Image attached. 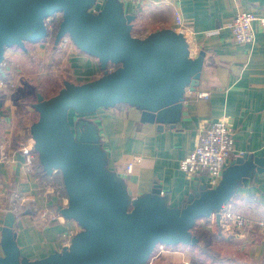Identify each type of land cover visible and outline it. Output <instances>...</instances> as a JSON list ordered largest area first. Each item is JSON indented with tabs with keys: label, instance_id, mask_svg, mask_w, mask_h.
Wrapping results in <instances>:
<instances>
[{
	"label": "water",
	"instance_id": "1",
	"mask_svg": "<svg viewBox=\"0 0 264 264\" xmlns=\"http://www.w3.org/2000/svg\"><path fill=\"white\" fill-rule=\"evenodd\" d=\"M0 0V65L7 47L48 35L47 18L60 13L54 44L69 36L81 51L96 57L103 74L75 83L68 79L53 95L36 94L38 115L30 127L33 148L47 174L61 173L67 196L61 216L81 228L69 245L44 258L21 256L16 215L6 210L0 230V264H147L158 245H195L192 233L201 217L221 221V210L237 187L264 171V156L233 158L215 187L195 180L179 207L169 206L161 185L133 197L124 179L107 168L97 125L84 117L101 107L125 103L140 111V122L176 127L187 89L199 84L204 54L191 55L182 31L162 28L133 35L135 13L122 0ZM108 63L116 68L107 71ZM79 115L73 126L69 113Z\"/></svg>",
	"mask_w": 264,
	"mask_h": 264
},
{
	"label": "crops",
	"instance_id": "2",
	"mask_svg": "<svg viewBox=\"0 0 264 264\" xmlns=\"http://www.w3.org/2000/svg\"><path fill=\"white\" fill-rule=\"evenodd\" d=\"M124 8L135 13V36L167 27L184 33L191 55L204 54L199 84L193 91L186 90L181 120L173 128L165 124L158 129L156 123L140 122V111L125 103L98 108L85 118L98 127L107 168L124 179L133 197L149 192L158 183L169 206L179 207L199 179L187 176L179 162L193 150L199 133L209 123L228 119L235 151L264 156V31L255 20L254 41L238 43L228 27L241 11L263 16L264 0L126 1ZM43 41L34 44L41 43V50L46 45ZM60 43L67 51L68 80L81 83L103 74L96 57L70 40ZM13 48L7 47L5 54L17 53ZM18 86L0 109V230L11 193L19 192L29 212L16 217V242L21 256L35 260L61 251L67 246L68 234L81 228L74 220L58 215V205L67 204L66 192L52 184L53 177L41 173L37 152L34 150L35 158L26 164V156L18 150V142L31 137L30 127L38 115L31 105L19 112L22 97ZM128 162L133 164L130 172L126 171ZM226 207L247 219V224L238 229L222 220L216 223L214 216L212 221L202 220L208 228L215 223L220 233L213 244L220 260L207 259L199 250L177 244L159 253L155 264H264V171L255 172L239 185ZM150 259L147 264H154Z\"/></svg>",
	"mask_w": 264,
	"mask_h": 264
},
{
	"label": "built area",
	"instance_id": "3",
	"mask_svg": "<svg viewBox=\"0 0 264 264\" xmlns=\"http://www.w3.org/2000/svg\"><path fill=\"white\" fill-rule=\"evenodd\" d=\"M122 1L126 3V0ZM131 1L135 4H141L144 0ZM103 2L104 0H97L93 9H100L102 5L99 8L97 6L99 3L103 4ZM57 15V18H61L60 13H57ZM51 17H53V15L47 18L48 35L45 39L49 38V36H53L54 23L50 21ZM255 20L258 22L260 29L264 31V15L255 17L249 11L239 12L228 24L233 39L238 43H249L254 41L255 30L252 23ZM0 67H4V70L10 73L12 64L8 55L5 54V58ZM115 68L116 65L113 63H108L106 67L107 71H112ZM16 79L18 78L14 75L10 78H0V92L13 93L17 88V83H15ZM201 96L205 97L206 94H202ZM33 144L34 141L32 137L26 138V140L21 139L18 142V150L26 156V164L31 163L35 158ZM243 154L242 151H235L230 121L226 118H220L209 123L201 130L193 150L179 162V168L185 172L187 176L198 177V180L203 178V181L201 180L203 183L215 187L222 177L224 168L229 164L231 159L233 157L242 156ZM132 168V162H128L126 171L130 172ZM10 202L8 210L13 211L16 217L24 211L29 212V206L27 205L24 207L23 196L19 192L14 191L11 193ZM226 206L227 205L221 210V220L235 228H243L247 224V219L233 213L230 209H227ZM58 215L62 217L60 213H58ZM73 236L74 232L68 234L66 239L67 245H69L70 238Z\"/></svg>",
	"mask_w": 264,
	"mask_h": 264
},
{
	"label": "rangeland",
	"instance_id": "4",
	"mask_svg": "<svg viewBox=\"0 0 264 264\" xmlns=\"http://www.w3.org/2000/svg\"><path fill=\"white\" fill-rule=\"evenodd\" d=\"M101 5L102 4L99 3L97 7L99 8ZM65 39L71 41L68 35L65 36ZM37 42L40 41L27 42L26 45L28 48L26 52H22V48L19 46H12L17 53L8 56L12 64L10 73L18 78L15 83H18V87L21 86L19 89L21 93L24 92L26 88H37L43 90L45 96L49 97L55 94L61 88L63 81L68 79V76L71 75L67 70L69 63L67 60V51L60 48L61 43L58 44L59 46L54 47V37L51 36L43 41L46 45H44L43 49L41 47V50L39 47L41 43L34 44ZM63 78L65 79L63 80ZM77 117H79V115L71 110L69 113V121L72 126ZM84 117L87 116L84 115ZM212 217L213 216H211V218ZM198 223L202 224V219L198 220ZM171 247L170 245H158L151 256L150 260L152 263L155 264V259H157L159 253L163 250L166 251L167 249H171Z\"/></svg>",
	"mask_w": 264,
	"mask_h": 264
},
{
	"label": "trees",
	"instance_id": "5",
	"mask_svg": "<svg viewBox=\"0 0 264 264\" xmlns=\"http://www.w3.org/2000/svg\"><path fill=\"white\" fill-rule=\"evenodd\" d=\"M126 1H131V0H126ZM97 6V5H96ZM97 8V7H96ZM57 13L53 14V17L50 18V21L54 23V27H53V33H52V37H54L55 32L58 28V24L60 22V18H57ZM45 40V39H43ZM13 77L12 73H8L7 71L4 70V67H0V78H10ZM36 89V90H33ZM26 88L24 90V92H22L20 94L19 97H22V100L19 101V112H24L26 109L27 105H31L34 108V103L36 102V94L37 92H41L44 96L45 93L43 90L41 89H37V88ZM16 90V89H15ZM14 90V92H15ZM10 95L9 93H5V92H0V109L3 106V102L6 98V96ZM35 109V108H34ZM41 173L44 176H51L52 178V184H54L55 186L60 187V191L64 190V186H63V182L61 181L62 177H61V173L58 171L56 174L52 175V174H47L44 169L41 171ZM185 203V201L182 203V205ZM205 220V221H212L211 217L206 218V217H201L198 220ZM198 220L196 221L194 227L192 228V233L195 234L199 241L197 244L195 245H188L190 248H195L197 249V251H200V255H204L205 258L207 259H211V260H220L221 256L214 250L213 248V244L215 243V241L219 238L220 233L218 230H216V225L214 223V227L212 228H208L207 226H205L204 224H200L198 223Z\"/></svg>",
	"mask_w": 264,
	"mask_h": 264
}]
</instances>
